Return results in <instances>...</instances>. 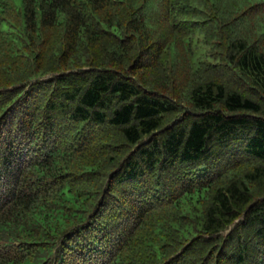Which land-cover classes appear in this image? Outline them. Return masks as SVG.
<instances>
[{"label":"trees","instance_id":"obj_1","mask_svg":"<svg viewBox=\"0 0 264 264\" xmlns=\"http://www.w3.org/2000/svg\"><path fill=\"white\" fill-rule=\"evenodd\" d=\"M0 264H264V0H0Z\"/></svg>","mask_w":264,"mask_h":264},{"label":"rangeland","instance_id":"obj_2","mask_svg":"<svg viewBox=\"0 0 264 264\" xmlns=\"http://www.w3.org/2000/svg\"><path fill=\"white\" fill-rule=\"evenodd\" d=\"M206 52H207V48L200 45L196 61L197 62L202 61L205 58V54H207Z\"/></svg>","mask_w":264,"mask_h":264}]
</instances>
